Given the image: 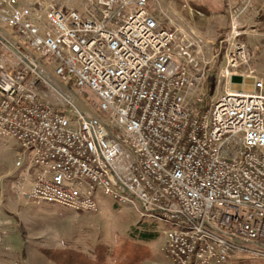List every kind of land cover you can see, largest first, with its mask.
<instances>
[{"label": "built area", "instance_id": "1", "mask_svg": "<svg viewBox=\"0 0 264 264\" xmlns=\"http://www.w3.org/2000/svg\"><path fill=\"white\" fill-rule=\"evenodd\" d=\"M0 0V137L15 139L23 196L95 212L101 195L170 224V264L264 259V84L207 104L202 41L147 0ZM241 47L227 57L237 67ZM95 92L78 109L63 86Z\"/></svg>", "mask_w": 264, "mask_h": 264}, {"label": "rangeland", "instance_id": "2", "mask_svg": "<svg viewBox=\"0 0 264 264\" xmlns=\"http://www.w3.org/2000/svg\"><path fill=\"white\" fill-rule=\"evenodd\" d=\"M54 1L83 14L93 9L86 0ZM147 1L162 25L203 43L208 65L199 85L187 95L189 106H198L200 95L203 101H209L230 82L232 89L245 91L253 89V76L264 84V0ZM237 47L243 50L242 58L227 72V57ZM63 89L78 109L90 115L99 113L94 91L72 85ZM19 152L15 139L0 137V264H59L52 259V252H60V264H73L74 257L95 259L97 248L104 251L108 264H117L124 261V254L119 255L118 250L130 241L139 243L138 249L142 250L140 258L130 264H170L164 234L170 224L141 215L133 202L117 203L101 195L97 211L79 212L61 204L25 198L23 193L31 177L23 166L16 165ZM144 232L150 233V240L138 239ZM242 261L264 264L258 256Z\"/></svg>", "mask_w": 264, "mask_h": 264}, {"label": "trees", "instance_id": "3", "mask_svg": "<svg viewBox=\"0 0 264 264\" xmlns=\"http://www.w3.org/2000/svg\"><path fill=\"white\" fill-rule=\"evenodd\" d=\"M204 104L208 103V100L204 99ZM138 239L144 240V241H148L151 239V235L150 233H141L138 236ZM139 243L135 242V241H130L128 244H125L123 246L120 247V249L118 250L119 255L120 254H124V263L123 262H118L117 264H125V262L127 263H135L139 258H140V253L142 250L138 249L139 247ZM100 248H97V253H95V259H89V258H81V259H77V257H74L71 259V263L73 264H108L105 260V255H104V251L102 250L101 252L99 251ZM59 253L60 252H52L51 256L52 259L56 262H58L59 264L62 262L59 259ZM58 257V258H57ZM86 259V260H85ZM229 264H245L244 261L242 260H238V261H230L228 262Z\"/></svg>", "mask_w": 264, "mask_h": 264}, {"label": "bare ground", "instance_id": "4", "mask_svg": "<svg viewBox=\"0 0 264 264\" xmlns=\"http://www.w3.org/2000/svg\"><path fill=\"white\" fill-rule=\"evenodd\" d=\"M238 260H242V259H237L236 261H238ZM234 261V260H233Z\"/></svg>", "mask_w": 264, "mask_h": 264}]
</instances>
